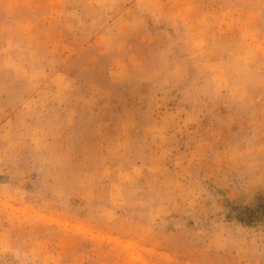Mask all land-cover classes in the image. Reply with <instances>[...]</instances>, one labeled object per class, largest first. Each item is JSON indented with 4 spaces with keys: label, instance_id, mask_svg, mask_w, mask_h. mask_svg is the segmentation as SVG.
Masks as SVG:
<instances>
[{
    "label": "rangeland",
    "instance_id": "1",
    "mask_svg": "<svg viewBox=\"0 0 264 264\" xmlns=\"http://www.w3.org/2000/svg\"><path fill=\"white\" fill-rule=\"evenodd\" d=\"M263 213L264 0H0V264H264Z\"/></svg>",
    "mask_w": 264,
    "mask_h": 264
},
{
    "label": "trees",
    "instance_id": "2",
    "mask_svg": "<svg viewBox=\"0 0 264 264\" xmlns=\"http://www.w3.org/2000/svg\"><path fill=\"white\" fill-rule=\"evenodd\" d=\"M262 207H263V203H262ZM243 212H247L248 214H249V219L251 220V221H254V220H252V219H255V218H257L258 217V213H256V212H254L252 209H250V208H246V209H244V211ZM263 215H264V213H263Z\"/></svg>",
    "mask_w": 264,
    "mask_h": 264
}]
</instances>
